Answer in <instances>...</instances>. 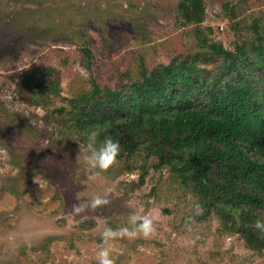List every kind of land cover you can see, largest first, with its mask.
<instances>
[{
    "label": "rangeland",
    "instance_id": "1",
    "mask_svg": "<svg viewBox=\"0 0 264 264\" xmlns=\"http://www.w3.org/2000/svg\"><path fill=\"white\" fill-rule=\"evenodd\" d=\"M201 1L203 13L188 21L198 7L181 0H0V264H98L105 222L115 229L148 213L159 216L156 235L114 241L115 264H264V248H249L191 179L154 168L158 159L142 151L124 153L106 172L91 169L86 142L65 128L73 98L93 78L113 89L143 66L195 58L214 80L233 59L207 43L233 54L241 47L256 61L264 0ZM35 71L30 92L22 81ZM254 71L264 77L260 66ZM256 89L263 101L264 85ZM96 195L109 203L73 212ZM197 203L203 218L189 225Z\"/></svg>",
    "mask_w": 264,
    "mask_h": 264
},
{
    "label": "trees",
    "instance_id": "2",
    "mask_svg": "<svg viewBox=\"0 0 264 264\" xmlns=\"http://www.w3.org/2000/svg\"><path fill=\"white\" fill-rule=\"evenodd\" d=\"M181 5L198 7L197 13L186 14L188 21L203 13L201 0H181ZM259 38L253 48L256 61L241 47L233 54L207 43L212 52L233 59L214 80L202 75L195 58L151 70L143 66L139 78L113 89L93 78L89 91L73 98L65 128L83 142L92 130L99 142L118 141V157L140 151L156 157L154 168L167 165L191 179L209 210L215 209L225 224L231 220L230 228L249 248L263 249L264 237L253 227L264 221L256 212H264V100L256 89L264 77L254 78L255 67L264 69V37ZM82 51L91 57L89 49ZM36 75L21 80L30 92L36 91Z\"/></svg>",
    "mask_w": 264,
    "mask_h": 264
},
{
    "label": "clouds",
    "instance_id": "3",
    "mask_svg": "<svg viewBox=\"0 0 264 264\" xmlns=\"http://www.w3.org/2000/svg\"><path fill=\"white\" fill-rule=\"evenodd\" d=\"M98 136L99 133L96 130L88 132L87 142L84 146V152L87 154L84 156V160L91 169H98L99 172H106L117 163V157L120 153V144L110 137L99 142ZM108 203L109 201L107 199L96 195L88 202L73 205V212L79 214L89 208L95 210L106 206ZM203 212V206L197 203L194 208V214L192 217L188 218L187 223L189 225L194 224L195 217L203 215ZM158 221V215L148 213L144 215L132 214L129 216L126 226L115 229L108 226L105 222L101 234V242L97 245L96 258L98 264H115L112 253L116 249L113 242L118 239L134 240L143 238L147 240L153 238L157 233L156 225ZM253 227L264 237V221H255Z\"/></svg>",
    "mask_w": 264,
    "mask_h": 264
}]
</instances>
